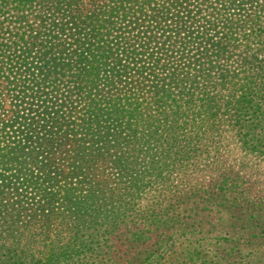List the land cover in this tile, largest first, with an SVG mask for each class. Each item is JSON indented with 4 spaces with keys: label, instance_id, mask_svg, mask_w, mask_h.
<instances>
[{
    "label": "trees",
    "instance_id": "16d2710c",
    "mask_svg": "<svg viewBox=\"0 0 264 264\" xmlns=\"http://www.w3.org/2000/svg\"><path fill=\"white\" fill-rule=\"evenodd\" d=\"M263 167L264 0H0V233L109 196L108 236L53 262L132 264L121 235L143 264H264Z\"/></svg>",
    "mask_w": 264,
    "mask_h": 264
},
{
    "label": "rangeland",
    "instance_id": "374dc122",
    "mask_svg": "<svg viewBox=\"0 0 264 264\" xmlns=\"http://www.w3.org/2000/svg\"><path fill=\"white\" fill-rule=\"evenodd\" d=\"M229 157L232 159L237 158L236 155H223V159ZM252 162L256 163L257 161L252 160ZM261 169L264 171V167ZM108 188H106L105 195H109ZM119 193L121 192L119 191ZM106 197H108V202H103L101 208L103 219H100L99 222L97 221V224H91V221L86 222L83 219L76 220L67 216V214L60 213L62 211L60 205H55V210L50 208L49 212L46 209L42 212L37 205L25 206L26 210H30L33 213L30 215L26 213L16 221L7 223L6 226H11L9 235L6 236L4 232L0 233V244H5V247L12 248L10 251L2 250L0 252V261L5 260L4 264H86L87 262L83 263V259L80 262H76L72 258H70V261L67 258H63L59 263L53 262V259L57 256V253L68 254L69 257L72 253H74L73 255L76 253L85 254L82 239L87 241L88 232L92 229H95L99 234L94 238L100 241L108 236L106 232L110 230L108 226L111 222L109 217L114 216L115 212H118V206L122 200L110 202L109 196ZM139 200V205L136 206L137 212H128L129 215L127 216L122 213L118 214L120 223L122 225L129 223V228L132 231L134 230V225L131 222H136L135 226L144 222L141 211H143L146 201L143 198ZM147 206L145 205V208ZM90 224L95 227L86 228ZM105 228H107L106 231ZM116 232L118 233L119 230ZM159 232L161 233V230ZM113 240L115 247L111 246V249H114V252H118V254L126 252V254L122 255V258L129 254L130 256L127 259L134 258L135 263L133 262L132 264H143L142 261L146 258L147 252L151 248L149 243L141 244L135 239L127 241L121 235H117ZM111 242L112 240L106 244ZM128 261L121 260L119 264H129Z\"/></svg>",
    "mask_w": 264,
    "mask_h": 264
}]
</instances>
